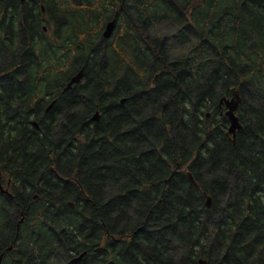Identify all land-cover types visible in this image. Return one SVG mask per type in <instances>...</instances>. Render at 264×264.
Instances as JSON below:
<instances>
[{
  "label": "clouds",
  "instance_id": "obj_1",
  "mask_svg": "<svg viewBox=\"0 0 264 264\" xmlns=\"http://www.w3.org/2000/svg\"><path fill=\"white\" fill-rule=\"evenodd\" d=\"M0 264H264V0H0Z\"/></svg>",
  "mask_w": 264,
  "mask_h": 264
}]
</instances>
